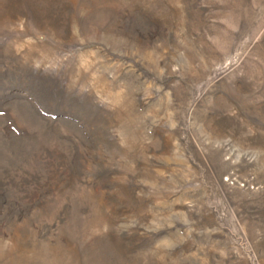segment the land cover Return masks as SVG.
<instances>
[{
    "label": "rangeland",
    "instance_id": "obj_1",
    "mask_svg": "<svg viewBox=\"0 0 264 264\" xmlns=\"http://www.w3.org/2000/svg\"><path fill=\"white\" fill-rule=\"evenodd\" d=\"M0 264H264V0H0Z\"/></svg>",
    "mask_w": 264,
    "mask_h": 264
}]
</instances>
